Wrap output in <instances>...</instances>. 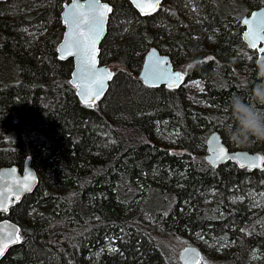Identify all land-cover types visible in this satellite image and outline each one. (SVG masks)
Segmentation results:
<instances>
[{
    "label": "trees",
    "instance_id": "obj_1",
    "mask_svg": "<svg viewBox=\"0 0 264 264\" xmlns=\"http://www.w3.org/2000/svg\"><path fill=\"white\" fill-rule=\"evenodd\" d=\"M65 1L0 2V166L31 156L40 176L7 216L21 242L0 264H184L172 243L195 232L227 239L226 253H212L216 264L264 257V207L229 200L264 187V169L213 166L203 153L216 128L236 149L264 152V140L232 137L230 99H250L257 81L241 16L221 13L217 0H165L149 15L130 0H105L112 11L100 58L124 67L85 104L70 82L73 60L57 52ZM241 1L249 11L264 4ZM152 46L174 65L193 63L185 81L204 82L201 98L214 111L191 105L182 86L142 81ZM161 124L176 131L181 151L153 140Z\"/></svg>",
    "mask_w": 264,
    "mask_h": 264
},
{
    "label": "water",
    "instance_id": "obj_2",
    "mask_svg": "<svg viewBox=\"0 0 264 264\" xmlns=\"http://www.w3.org/2000/svg\"><path fill=\"white\" fill-rule=\"evenodd\" d=\"M5 1L7 0H0V2ZM130 1L141 14L149 15L156 12L165 0H159V5L155 7V10H153L152 5H155L156 0ZM95 3L96 0H70L64 4L61 15L65 24V31L61 41L57 45L58 57L61 60H73L70 82L75 87L81 101L85 104L96 103L103 97L108 92L114 77L113 70L106 63H103L100 58V46L107 34L108 21L112 11L110 2L99 0L100 5L107 4L111 8V11L107 12L104 19L103 31L96 41L94 68L90 67V57L85 56L78 44V41H83V34L89 31L87 25L80 24L81 15L91 16ZM245 21H248V23H245ZM241 23L245 27L243 39L249 45L251 38L249 34L251 32H258L264 35V4L251 11V13L244 15ZM78 24H80V27H77ZM256 47H258V51L264 48V40H257ZM261 56H264V53L259 51V57ZM101 70H106V72ZM106 73H111V78L104 80L101 89L97 78L105 76ZM176 74H179V77ZM138 76L148 86L166 85L169 88H177L183 83L182 72L175 68L170 56L161 52L157 46H152L146 51ZM97 92H99L98 98L94 95ZM206 146V159L213 166L232 161L240 168L264 169V162L256 159L257 157H264L262 152L246 149L231 150L218 130H214L209 134ZM221 148L231 158H218L221 155ZM254 163L258 166L253 167L252 164ZM39 181L40 176L37 169L33 166L31 156L26 157L22 166L18 164L0 166V214L5 216L0 220V243L8 242L17 235L21 237L20 224L7 216L17 202L35 190ZM20 242L21 239L17 243H8L4 254L0 255V260L9 250L18 246ZM179 257L184 264H198L202 258V251L196 245H186L180 250Z\"/></svg>",
    "mask_w": 264,
    "mask_h": 264
},
{
    "label": "rangeland",
    "instance_id": "obj_3",
    "mask_svg": "<svg viewBox=\"0 0 264 264\" xmlns=\"http://www.w3.org/2000/svg\"><path fill=\"white\" fill-rule=\"evenodd\" d=\"M69 1L70 0H66L65 3ZM216 4H217L219 11L223 14H227L228 12L239 14L241 16L239 18L240 21L244 15L251 13V11H249L247 8L245 9V6L241 0H231V1L217 0ZM63 8H64V5L62 9ZM105 63L109 66L111 70H113L114 74L124 67L123 64L113 62L112 60L106 61ZM192 65L193 63H189L185 67H183L182 65L175 64L176 68L180 69V71L182 72L183 83L181 85L182 86L181 89H183L184 91L185 99L191 105L196 106L200 109H203V110L210 109L214 111L215 110V107H213L214 105H211L205 102L201 98L200 93L203 91L204 82L200 79L185 81L187 70L190 67H192ZM205 128L206 127H204V129ZM211 132L208 133L207 137L209 136ZM207 137H206V140H207ZM152 138L153 140L159 142L162 145H165L167 147L173 146L177 148L176 144H178V141H177L178 138L176 136V131L168 129V126L166 124L157 125L156 128H154ZM225 143L231 150H235L236 147L238 146L237 144H233L232 139H229V140L225 139ZM177 150L181 151L178 148ZM252 151H257V150H252ZM203 153L206 156L207 146H206V151H204ZM262 153L264 154L263 151ZM259 187H260V184H252L248 189H242L238 191L237 193L231 194L229 197V200L231 202L235 200L247 202V204H249L253 210H261L264 207V187H260V188ZM207 200L209 202L210 198H207ZM186 245H196L201 249L202 258L198 264H216L213 262L212 253L218 252L219 254H224L229 248V243L227 239L225 238L208 237L207 235L201 234L199 232L187 233V234L182 233V235L175 238L172 243V248H173L172 254L174 255L175 253V255L179 257L180 250ZM260 260L264 261V257L259 255L257 251H254L253 255L250 258V262H248L247 264H262Z\"/></svg>",
    "mask_w": 264,
    "mask_h": 264
},
{
    "label": "clouds",
    "instance_id": "obj_4",
    "mask_svg": "<svg viewBox=\"0 0 264 264\" xmlns=\"http://www.w3.org/2000/svg\"><path fill=\"white\" fill-rule=\"evenodd\" d=\"M255 65L257 81L251 98L234 95L230 99L231 118L236 122L232 137L241 144L253 137L264 140V56L256 58Z\"/></svg>",
    "mask_w": 264,
    "mask_h": 264
},
{
    "label": "snow or ice",
    "instance_id": "obj_5",
    "mask_svg": "<svg viewBox=\"0 0 264 264\" xmlns=\"http://www.w3.org/2000/svg\"><path fill=\"white\" fill-rule=\"evenodd\" d=\"M159 5V0H156L155 5H152L153 10H155V7ZM111 8L107 5H100L99 0H96L95 5L93 6L92 14L91 16L87 15H81L80 24H84L88 26L89 31L85 34H83L84 38L83 41H78V44L85 54L86 57H90V67H95V45L96 41L99 39L100 33L103 31V25H104V19L106 17L107 12H110ZM245 23H248V21H245ZM80 24L77 25V27H80ZM250 46L256 47V41L257 40H264V35L259 34L258 32H251L250 34ZM261 53H264V48L259 49ZM103 72H106V70H101ZM179 77V74H176ZM111 73H106L103 77H98L97 82L100 84L101 89L104 84L105 79H110ZM171 86V85H170ZM94 95L98 98L99 92L94 93ZM221 155L218 158H231L228 153L221 148L220 149ZM258 161L264 162V157H257ZM244 166V165H242ZM253 167L258 166L257 164H252ZM27 187V186H25ZM21 237L18 235L15 236V238L10 239L8 242L0 243V255L4 254L5 249L8 247V243H17Z\"/></svg>",
    "mask_w": 264,
    "mask_h": 264
},
{
    "label": "flooded vegetation",
    "instance_id": "obj_6",
    "mask_svg": "<svg viewBox=\"0 0 264 264\" xmlns=\"http://www.w3.org/2000/svg\"><path fill=\"white\" fill-rule=\"evenodd\" d=\"M110 14H111V13H110ZM61 18H62V15H61ZM62 21H63V20H62ZM108 22H109V21H108ZM64 26H65V24H64ZM244 31H245V29H244ZM243 34H244V32H243ZM243 34H242V38H243ZM243 40H244V39H243ZM244 42L246 43V45H247L248 48H250L251 50H253V51H255V52L257 53V58H258V57H259L258 47H256V48H252V47H251L246 41H244ZM103 63H105V62H103ZM175 68H176V66H175ZM181 85H182V84H181ZM181 85H180V86H181ZM180 86H179V87H180ZM231 162H232V161H231ZM234 164H235V163H234ZM248 169H249V168H248ZM250 170H253V169H250ZM1 215H2V214H1ZM2 216H4V215H2ZM4 217H5V216H4ZM4 217H3V218H4ZM3 218H2V219H3ZM0 220H1V219H0Z\"/></svg>",
    "mask_w": 264,
    "mask_h": 264
}]
</instances>
